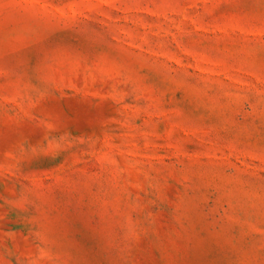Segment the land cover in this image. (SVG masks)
<instances>
[{"label": "rangeland", "instance_id": "374dc122", "mask_svg": "<svg viewBox=\"0 0 264 264\" xmlns=\"http://www.w3.org/2000/svg\"><path fill=\"white\" fill-rule=\"evenodd\" d=\"M0 264H264V0H0Z\"/></svg>", "mask_w": 264, "mask_h": 264}]
</instances>
